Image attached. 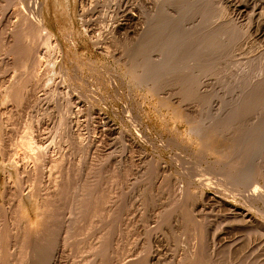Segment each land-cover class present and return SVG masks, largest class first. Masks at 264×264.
Segmentation results:
<instances>
[{
    "label": "rangeland",
    "instance_id": "obj_1",
    "mask_svg": "<svg viewBox=\"0 0 264 264\" xmlns=\"http://www.w3.org/2000/svg\"><path fill=\"white\" fill-rule=\"evenodd\" d=\"M28 1L29 0L21 2H19V0H0V110L3 107L1 105L3 95L7 91H11L12 94L10 95L11 98L8 102H5V104L9 106L10 103L11 106L13 103L12 106L14 109L10 119L6 122L7 125L0 123L2 124L0 125V136L4 134L1 138L9 139L6 141L4 140V142H6V148L0 146V162L3 160L6 161L7 159L4 152L8 151V142L10 143L11 141V145L18 144L17 142L24 134L25 125L32 119L33 121L35 120V112L40 110L38 111L40 114L42 109H46L44 106L47 107L49 105L47 107L48 109L52 107L51 103L49 104L47 102L49 98L48 100H45L47 99L46 97L43 98L48 95L51 97L50 93L47 92V90L50 92L49 88H46V90L41 86V84H43L42 80L46 78H42L40 81L41 84H39L38 87L32 84L30 87V82L28 81L30 78H27L30 76L27 75V70L23 71L22 75H18L16 72L14 78H17V75L20 77L15 80L16 84H13L12 89L11 87L4 89L5 83L9 80V76H12V73L18 70L23 63L28 65L30 59V42L28 44V39H30L28 34L30 35V33H27V31H30V16L32 15L35 17L38 14L34 10V12L31 10L32 12L30 13V4ZM35 1L38 6H42H40V10L47 29L55 35L61 45L62 57L59 62V67H61L62 72L59 76L62 75V78H65L64 86L66 85V89L72 90L71 93H75H72L74 97L70 91H68V93L73 96V101H75V99L76 101L80 100L78 102L75 101V106L74 104L73 106L75 109H80L81 111L79 114V122L71 126V130L74 129V131H72L78 135L76 147H73L72 142L68 140L69 138L65 134L66 137L63 135V138L61 137L62 134H60L61 136H59L57 140L58 136H55V132L51 131L54 126H52V122H54L55 118L54 116L53 118L52 115L50 117V115L47 114L49 117H47V115L45 117L43 116V120L41 119L38 121L39 124H34V129L38 130V132H35V134L37 133L36 136L42 141H46L44 146L46 144V146L50 147V143L56 146V142H59L63 146L65 149H63V151H66L65 153L67 154L64 164L68 168L63 164V166L60 167V172H63V176H65V174L67 176L64 177L66 179H64L65 182L63 181V183H65L63 185V187L65 186V188H63L65 189L63 190V194L65 195L62 196L61 202L56 204H59L57 208L59 207L58 210H60V212L58 210V212H52V207H54V205H50L52 206H48V209L51 208L50 215L47 213L49 216H46V214L44 215L45 218L43 217V219L41 218V220H39L34 216L35 209L33 206H27L24 211H15V213H17L15 216L17 218L21 217L19 219L21 221H19L21 226L24 225L27 220H29L31 226L35 223L33 228L30 227L32 229H29V224L27 225L26 223V226H23L26 230L23 229L24 232L22 231V235H20L24 236H19L18 242L20 243V247H22L20 248V263L25 264L27 257L26 253L29 252L27 247L29 248L30 246V253L35 252L42 254L44 256L43 259L47 256L48 260L50 259L54 264H118L121 262H126V264H157L158 256L165 258V260H167L166 262H168H165L166 264H175L177 261L178 264H264V244L261 243L259 235L255 237L250 230L242 229L237 224L225 220L222 214L215 212L216 209L208 205L203 198L200 199L201 201L198 199L201 191L204 193H216L219 191L217 192L219 196H223V194L226 196V193H230L231 189H229V182L226 180L224 182L221 171H223V169L224 171L225 169L228 170L227 166L229 165L227 164L230 163L231 165V163L235 161L234 142L230 143L229 141H223L211 132L203 139H198L193 134V129L200 123H203V121L207 123L210 121V123H212L211 120L227 111V109L235 103V97L238 98L241 94H238V92L241 91L240 89H242V85L240 86V84L243 82L246 83L244 79L242 80L244 76L242 74H244L246 70L247 73L245 74L248 77L251 76V78L249 77L250 79H256L259 78L257 76L264 75V32L262 33V30L264 31V11L261 9L263 15L260 14V16L262 15L260 18L257 12L260 11V4H264V1L254 0L255 2H253V0H249L251 1L249 5L247 0L242 2L240 0L239 4L241 7H244L246 14L248 13V17L245 22H242V27H240L234 43V45H236L228 51L229 54L226 52L227 56L223 54L221 56L223 58L220 57L219 60L217 59L218 61H215V64L216 62L217 64L213 70H210V73L208 72L202 78V80L204 79V82L208 84L205 100H199L194 103L188 101V99L181 105L176 103L175 100L179 97L178 93H176L178 96L174 95L176 98L173 97V94L170 95V93H175L177 89H173V87H175L173 83L174 79H176L175 75L173 76L171 74V77L169 74L168 76H170V78L168 76L165 77L168 80L174 78L173 81L171 80L172 82L169 80L170 84L172 83L171 85H165L163 82V89H165V91L162 90L163 92L160 91V93L151 92V90H148L149 86L138 84L134 77L131 78L130 75H125L126 69L123 65L101 55L83 36L81 26L82 18L80 17L81 10H88L87 16L92 21L91 27L97 25L93 27L95 35L103 32L105 26L112 24L113 18H117L120 15V13L118 15L116 12V6L111 0ZM243 2L246 5H243ZM251 3L255 7H253ZM245 6L250 7L246 9ZM250 8L253 9L256 15L251 12L252 10ZM145 9L147 13L148 8ZM210 10L212 11L213 8ZM210 10L208 11L209 13L207 12L208 14L205 13L207 16L209 15L208 17L204 15L207 21L211 17L210 14H212ZM247 10L253 13L254 16H249ZM15 11L17 12L14 13ZM19 11H22V14L19 13L20 15H18L17 13ZM213 13H215V15H213L215 17L212 16L213 18L208 22L203 16L200 20L204 18V24L206 21V25L209 24L212 27H214V22H216L214 23L215 25L220 21V23L224 22L223 19V21L218 19L219 22L215 20L211 23L214 18H218L216 16V11H213ZM7 16H10L8 17L10 21L12 19L14 21L15 19L18 20V17H22L23 19L27 16V20L28 18L29 20L28 22L24 21L26 24H22L19 27L21 29H15L18 32H10L12 35L15 32L12 37L9 33V31L12 30L11 27V30H9V26H5L7 29L4 27L6 31L3 30V25H10ZM230 17H232V15H230ZM5 20L9 23L5 22ZM186 21L190 20L185 19V22L177 23V25H175L178 26L177 29L175 27V29L172 28V30H178L180 27L179 25L181 24L182 27L184 23L183 27L188 28L190 22ZM94 23L96 25H93ZM202 23H200L199 26ZM206 25L205 27H207ZM183 27L182 32L184 30ZM180 28L179 30H181ZM257 29L259 32H257ZM69 36L75 42L74 46L67 40ZM11 37L13 40H11ZM35 37L36 35L33 33V39H35ZM8 39L10 43H8ZM183 39L182 41H180L181 39L179 40L180 43L182 42L181 44L186 43V40L183 41ZM35 40H37V38ZM11 41L15 43L13 42L12 45ZM14 45H16L17 49V51L15 49V52L13 51L14 49L12 50V47L15 48ZM33 45L34 43L32 46ZM190 45L191 44L186 45L187 48L183 47L179 49L184 51V53L181 54L185 58L180 57L182 55H178L182 51L177 53V56L181 58L178 57V60H181V62L183 61L182 63L184 65L186 63L189 64H187V68L191 65L189 61L190 53H186L187 50L190 49ZM20 46L23 47V51ZM32 46L30 49H32ZM174 47L172 46V49H174ZM19 48L20 50H18ZM10 49L14 53L11 52ZM27 49L29 55H27ZM41 50L42 53L46 52L43 48ZM116 51H121L120 45L117 46ZM187 54L189 56H187ZM169 58L168 56V59ZM182 58L186 62H184ZM172 59V64L178 66V63H176L177 58ZM177 62L181 64L180 61ZM244 65H246V67L248 66V69L244 68ZM181 67H183V65H181ZM54 68L55 67H52V69ZM183 68L184 70L187 69L186 65ZM242 69L246 70L242 71ZM180 71L179 73L177 72L176 75H179ZM21 76L23 77L21 78ZM50 76L51 78L55 77L53 74L48 77L50 78ZM236 78H239V82H243L238 83ZM165 80L166 79L163 81ZM168 80L165 82L169 83ZM26 82L27 84L25 85ZM248 82H252V80ZM239 87L241 88L239 89ZM34 90L37 91L34 92ZM45 92L47 94H45ZM57 92L58 91L55 90L54 94H56L55 97L58 101L55 98L56 100L54 102H59L60 104L56 103L55 105L60 106L62 105L61 102L63 98L62 94H57ZM156 93H158V95H156ZM167 95L173 97L175 101ZM180 95H185V92ZM76 96L79 97L77 98ZM34 97L41 100L37 102L38 105L41 103L40 106L32 104L37 99ZM259 103L257 104L258 106L253 107V110L247 113L238 123V130L242 128L245 129V127L248 126L251 127V125L257 121H264V103H262V101V104L259 105ZM32 105L34 108L37 106L38 109H34ZM86 105L92 107L94 110L93 112H95L94 122H90L89 116L87 117L85 115L87 113L85 107H88ZM99 113L104 115L113 124V127L116 128V132L114 131L115 133L102 132L104 129L100 125ZM97 120H99V123ZM1 126H3V128ZM100 127L102 129H100ZM39 133L43 135H39ZM53 135L54 139L52 140L50 138ZM46 137L49 139V142L47 139H44ZM65 138H67V141L64 143L67 142V145L71 144L70 146L65 144L67 149H69L68 147H73L71 150L69 149L72 153H70L64 146V143H62ZM120 138L123 140L121 141ZM126 139H133L137 147L146 152L153 160L148 161L143 158V156H140L142 154L138 153V148L136 147V149L135 146L132 147L130 140L128 141ZM90 141L93 142L92 149L87 153H82L79 145L86 142L89 143ZM77 143L79 144L77 145ZM78 148L80 151L77 150ZM218 148L222 149V152H215ZM134 149L137 150V152ZM248 151V154L243 156L244 158L240 161L243 166L238 164L242 167V171H248L252 167H256L259 164L262 165V163L264 164V132L263 135L261 134V136L252 143ZM76 152L77 154H75ZM55 153V150L49 149L50 157ZM232 156H234V158ZM64 166L67 173L64 171ZM239 166L238 168H240ZM224 171L223 173L225 174ZM198 178L205 179L204 181L201 179L204 183H206V179H214L215 182L212 181V183L218 182V184H220L219 186L218 184L213 186L220 187V190L216 187L218 190L213 188L212 192L204 183H201L200 186ZM1 180L2 175L0 174V183H2ZM188 180L192 182V184L189 183ZM194 180H197L195 181L196 184ZM246 181L247 180L243 182L245 183ZM185 182H187L188 185H186ZM222 184L223 188H221ZM182 186L185 188L186 193L184 192V194L186 195H183V197L185 196L184 198H179L177 188L179 190V187ZM258 186L264 193V174L258 180ZM75 189L79 190V193H87L88 197L85 195L87 198L81 193L82 197L85 199L91 196L89 194H92L93 197L91 196L92 202H90L91 197L89 198V202L87 203V205L89 204L88 207L85 205L86 209L81 213V217L79 216V220L74 223L68 221V211L72 207V200L75 199L74 202L76 201V198L73 196L76 197L78 192H76L77 190ZM82 189L84 191H82ZM195 191H198V194ZM242 191V188H240L238 192L231 191L233 198L230 196L231 194H229L228 197L226 196L227 200L229 202L235 201L239 207H242L243 199L239 195ZM194 193L197 197L194 196ZM82 197L81 202H84L82 201L84 200ZM261 205L263 204L257 206L258 210L251 209V216H255L254 218H257L258 221L263 223L264 205ZM256 212L257 214H255ZM1 214L0 212V215ZM26 217H28L26 221L23 220ZM22 221H25V223ZM262 226H264V223ZM210 232L216 235L217 240L220 241L222 245L214 260H210L203 249L205 236ZM2 242L3 244L6 243L5 240ZM193 246L196 249L190 252ZM200 247L201 250L198 249ZM187 250L188 252L184 259L183 255ZM24 251L26 252L24 253ZM162 253L165 254L163 255ZM160 254L162 256H160ZM23 255H26V257L23 258L22 262ZM30 264H33L32 260H30Z\"/></svg>",
    "mask_w": 264,
    "mask_h": 264
},
{
    "label": "bare ground",
    "instance_id": "obj_2",
    "mask_svg": "<svg viewBox=\"0 0 264 264\" xmlns=\"http://www.w3.org/2000/svg\"><path fill=\"white\" fill-rule=\"evenodd\" d=\"M21 1H25V0H21ZM21 1L19 0V2H21ZM111 1L115 4L116 12L118 13V15L120 13V15L117 18L116 17L113 18L112 24H108L107 26H105V30L103 32L95 34V35H94L93 27H96L97 25L94 23L93 25H96V26L91 27L92 21L87 16L88 10H85V9L81 10L80 17L82 18V25L81 26H82L83 36L95 47V49L97 51L100 52L101 55H103L104 57L113 59L116 62L123 65L124 68L126 69L125 75H130L131 78L134 77L137 80L136 82H138V84H141V85L145 84V85H147V87L149 86L148 90L149 91L151 90V92L154 91V92L160 93V91L163 92L162 90L165 91V89H163L164 88L163 82L165 85H169L170 81L171 80L173 81V79H174V78H171V80L169 79L170 80L169 81L165 77H167L169 74L170 75L172 74L173 76L175 75V78H176V79H174L175 82L173 81L175 87H173V89L174 88L175 89L177 88V89L175 90L176 91L175 93L174 92L170 93V95L173 94V97L176 98L175 96H178V94H179V97H177L175 99L176 103H178L179 105H181L182 103H184L185 100H188V99H189L188 101L194 102V103L199 101V100H205V96H206L205 93H206V89H207L208 84H207V82H204V79L202 80V78L210 70H213V68L217 64V62L215 64V61H218L223 54L225 56H227L226 52L228 53V51L230 49H232L233 46L236 45V44L234 45V43L236 41V36L240 30V27H242V24H243L242 22H245L247 17H248L247 16L248 13L246 14L244 7H241L239 4L240 0H217V2H216V0H111ZM242 1H244V0H241V2ZM248 1L249 0H247V3H249V5H250V2L252 0L249 2ZM28 2L30 4V9L28 8L30 10V13L34 10L38 14V15L35 14V15H37V16L34 15L35 17H33L32 15L30 16V31H27V33H30V35L28 34V36L30 37V39H28V44L30 42V45H29L30 48H31L33 43H34V45L32 46V49L29 48L30 59L27 57L29 59L28 65L23 63L22 66L18 70L13 72L12 73L13 75L9 76V80H7V83H5L6 85H5L4 89L8 88V87H11V89H12L13 84L15 83V80L19 77L18 75H22L23 74L22 72L27 70L29 73V74L27 73V75L30 76V77H27V78H30V80L28 79V81L30 82V83L28 82L30 84V87H31V84L33 86L38 87V85L41 84L40 81L42 80V78L43 77L46 78L45 80L43 79L44 81L42 80L43 84H41V86L44 89L49 88L50 92L47 89L46 90L48 93H50L51 97L49 95H48L49 97L48 96H44V97L42 96V97L43 98L46 97L47 99H45V100H48V98H49V101H47V102L49 104L51 103L53 108L51 107V109L50 108L48 109L47 107L49 105L47 107L44 106L47 110L42 109L41 110L42 112L40 114L38 113V111H40V110H38V111L36 110L37 112H35V114H36L35 120L33 121V119H32L29 123H27L25 125V129L23 131L24 134L22 135L21 139L17 142L18 144H16V145L12 144L11 145V141H10V143L8 142V144H7L9 147L8 151L4 152V154L7 156V159H6V161L3 160L0 162V174L2 175V180H1L2 183H0V212L2 213L0 215L1 216V218H0L1 219V221H0V264H19L20 263V258H21L20 257V255H21L20 248H22V247H20V245H19L20 243L18 242V240H19V236L22 235L21 232L22 231L24 232V230H26V228L25 227L23 228V226L24 225L26 226V223H27V225L29 224V220H27V222L25 223L26 219L29 216L23 219L25 221L24 222L22 221V222L25 224L21 226V224H20L21 221L19 220L21 217L18 216L20 218H17L15 216V215H17V213H15V211H17V210H21V211L23 210L24 211V209L27 208V206H33V208L35 209L34 210V212H35L34 216L36 217V219L38 218L39 220H41V218L42 219H43V217L45 218L44 215H46L47 213L48 214L50 213V211H51L50 207H52L50 205H54V207H52L53 208L52 212H54V211L56 212L58 210L59 207L57 208V206L59 204L58 205H56V204L61 202L60 200L62 199V196L65 195V194H63V190H65V189H63V188H65V186L63 187V185L65 184V183H63V181L65 179L64 177H67V176L65 173H64L65 176H63V172H60V167L65 165L64 162L66 160L65 157L67 155L65 153L66 151H63L64 148L59 142H56V146H54V144H51V143L49 144L50 147L46 146V144L44 146V143L46 141L44 142L36 136L37 133L35 134V132L36 131L38 132V130L34 129V124H36V123L39 124L38 121L41 120L43 118V116L45 117L48 114L51 117V115H52V117L53 116L55 117V118L53 117L54 122H55V119H56V122L54 123L51 121L52 126L54 125L52 127L53 130H51V131H54L55 136H58L57 140H58L59 136H61L60 134H62L61 137H63V138L65 135H67V137L69 138L68 140H70L72 142L73 147L74 146L76 147V142H78L77 141L78 135L75 134V132H73L74 129H72L73 131L71 130V128H72L71 126H74L79 122V118H80L79 114H80L81 110L75 109V107H74L75 103L74 102L76 101V99H75V101H73V99H72L74 96L73 94H75V93L72 92L73 93L72 94L71 93L72 90L70 91L69 89L68 90L66 89V87H65L66 85L64 86L65 78H62V75L59 76L60 73L62 72L61 67H59V62L61 61V57H62L61 45L58 42L55 35L47 29L45 21L42 17V14H41V10H40L41 5L38 6V4L36 3L35 0H32V1L29 0ZM253 2H255V1L253 0ZM212 5L215 7H213ZM243 5H246V4L244 3ZM251 5L253 6L252 3H251ZM263 5L264 4H260V6H261L260 11H257L259 13V15H258L259 18L262 17V15L264 14L261 11V9L264 11ZM247 7H246V9H247ZM253 7H255V6H253ZM145 8H148L147 13H146ZM211 8H213L212 11L210 10ZM250 9L252 10L251 12H253V9L252 8H250ZM250 9H249V11H250ZM254 9H256V8H254ZM209 10H210V12H212V14H210L211 17L209 18V20L211 18L215 17V16H213V15H215V13H213V11H216V13H217L216 16L218 17L216 19L214 18L211 23H213L215 20L217 22H219L218 19L219 20L223 19L224 22L220 23L221 22L220 21L219 22L220 24L217 23L218 25L217 24L215 25L214 23H216V22H214L213 23L214 27H212L209 24H208L209 26L206 25L207 19L204 15L207 16V14L209 13L208 12ZM258 10H259V8H258ZM17 11H15L14 13H16ZM249 11L247 10V12H249ZM19 13L22 14V11H19L17 14L20 15ZM205 13H207V14H205ZM253 13L249 12V16L251 15V17H252V16L256 15L255 13L253 15ZM23 14H24V12H23ZM260 14H262V15L260 16ZM230 15H232V17H230ZM22 16H24V15H22ZM202 16L206 20L205 24L203 22L204 18H203V20H200ZM8 17H10V16H7V19H8ZM27 17H24L23 19H22V17H18V20L15 19V21L13 19H12L13 21L12 20L10 21L8 19V21L10 22V25H7L4 23L5 25H3V30H4L5 26H9L8 29L9 30L12 29L11 31L8 30L9 33L12 31L16 32L17 31V30H15L16 28L18 29L22 24H26V22H24V21L28 22L29 18L27 20ZM185 19L190 20V21H186V22H190L189 27L184 28L183 27V25L185 24L184 23V24H182V27L184 29L183 32H182L181 24L179 25L181 27V28L179 27L181 30H179V28H178V30L173 31L175 29V27H176V29L178 27L175 25H177V23H181V22L183 23V21L185 22ZM8 21L5 20V22L9 23ZM199 22L200 23L203 22L202 24H204V25L201 24L202 27L203 26L205 27V25L207 27L202 28L201 25L199 26V24H200ZM186 24H188V23H186ZM172 26H174V27H172ZM10 27H11V29H10ZM172 28H174V29L172 30ZM19 29H21V28H19ZM258 29H260V28H258ZM258 29H257V32H259ZM4 31H6V30H4ZM263 32L264 31L262 30V33ZM7 33H6V35H7ZM14 33H13V35H14ZM33 33L36 35L35 39L37 38V40L33 39ZM262 33H261V35H262ZM10 34L12 35V33H10ZM13 35H12V37H13ZM70 36L67 38V40L70 42L71 45L74 46L75 42L73 41V39ZM263 36H264V34H263ZM7 37H8V35H7ZM12 37H11V40H13ZM183 38H185V39H183ZM182 39H183V41L186 40L185 41L186 43L181 44L182 42L180 43V41H182ZM8 41H9L8 43H10L9 39H8ZM14 41H11L12 45H13ZM26 41H27V38H26ZM176 44L177 45L179 44L178 48H177ZM189 44H191L189 46L190 49H188V50L185 49V50H187L186 53H190L189 54L190 55L189 61L191 62V65L187 68L188 63H186L185 65H186L187 69L184 70L183 67L185 65L182 63L183 61L181 62V60H178L180 57H183V55L181 53H184V51H182V49L181 50H179V49L183 48V47L187 48L186 45H189ZM24 45H25V43H24ZM24 45H23V47H24ZM118 45H120L121 51H116ZM14 46H15V48L12 47V50L14 49L13 51L15 52L16 45H14ZM172 46L173 47L175 46L174 47L175 50L172 49ZM23 47H21L22 51H23ZM42 48L46 51L45 52L46 54L42 53V50H41ZM12 50L10 49L11 52H13ZM18 50H20V48ZM233 50H234V48H233ZM16 51H17V49H16ZM180 51H182V52H180ZM23 53H26V52H23ZM29 53H28V49H27V55H29ZM177 53H179L178 54L179 56L180 55H182V56H180V57L177 56ZM189 55L187 54V56H189ZM168 56L170 57L169 59H168ZM175 57L177 58V61L181 62V64H180L179 62L174 60V61H176V63H178V66H176V64H172V62H171L172 58L176 59ZM183 58H185V57H183ZM221 58H223V57H221ZM25 60H24V62H25ZM174 61H173V63H174ZM184 62H186V61L184 60ZM57 64H58V66H57ZM181 65H183V67H181ZM244 66H245L244 68L248 69V66L247 67H246V65H244ZM52 67H55V68L52 69ZM180 69L182 72L180 71ZM245 70L242 69V71H245ZM179 71H180V74L176 75L177 72L179 73ZM16 72L18 75H17V78H14V76H16L15 75ZM245 73H247V70H246V72H244V74H242V75H244L243 78L241 76L240 77L242 78V80L244 79L246 83H244L243 81L239 82V80H238L239 78H236V80H238V83H242V82L243 83L240 84V86L242 85L241 86L242 89H240L241 87H239V89L241 91H239L238 94L239 93H241V94L239 95L238 98L235 97V99H234L235 103H233V105L231 104L232 106H230L229 109H227V111L224 110L225 111L224 113L218 115V117L216 116L215 119L211 120L212 123H210V121H209V123L203 121V123H200L201 125L199 124L200 126L198 125L195 129H193V134L198 139L205 138L207 135L210 134L209 132H211L213 135H216V137L221 138L223 141L224 140L229 141L230 143L234 142L233 145L235 144L234 145L235 151L234 150H232V151H234L235 158H234V156H232V157L234 158L235 161H234V163L232 162L233 164L231 163V165H230V163L227 164V165H229V166H227L228 170L225 169V171H224V169H223L225 174L223 173V171H221L222 172L221 175L224 177V182H225V180L229 182L228 183L229 189H231L229 194H231V191L238 192L240 188L243 189L241 194L239 193V195L243 199V206L239 207L235 203V201L229 202L227 200V197L229 195L228 193H226L227 197L224 194H223V196L217 195V192H219V191H217L216 193H204L202 191L200 192V190L198 189V191L200 192L198 199L200 200L203 198L204 201L208 205H211V207L213 209L214 208L216 209L215 212L222 214V216H223V218H225V220H227L233 224H237L242 229L250 230V232L255 237L259 235V237L261 238V243L264 244V230H263L264 226H262V224L264 222L261 223L260 221L257 220V218H254L255 216L254 217H253V215L251 216V209L252 208L255 210H258L257 206L259 204L264 205V193L260 190V187L258 186V180L264 174V169H263L264 164L262 163V165L259 164L256 167H252L248 171H246V170L242 171L243 169H242V167H240L242 165V163L240 161H242V159L244 158L243 156H246V154H248V152H249L248 150L250 149L252 143L255 142L261 136V134L263 135L264 121L263 120L262 121L260 120V122L257 121L258 123L257 122L254 123L253 125H251V127H249V126L245 127V129L242 128V129L238 130V128H237L238 123L242 120V118L247 113H249L251 110H253V107L258 106L257 104L259 102H260L259 105L264 103V75L257 76L259 78H256V79H250L251 76H249L250 77L249 78ZM51 74H53V76H55V77L51 78V76H50V78H49L48 76ZM257 74H258V72H257ZM260 74H261V72H260ZM172 75H171V77H172ZM240 75H241V73H240ZM56 76H57V78H56ZM22 77L23 76H21V78ZM168 77L170 78V76H168ZM164 79L168 80L169 83L165 82L166 80L163 81ZM251 80H252V82H248ZM26 84H27V82L25 83V85ZM55 90L58 91L57 94L58 93L62 94L63 100L61 99L62 102L61 101L60 102L62 103V105H60V106L55 105L56 103H59V102H54L57 99L55 97L56 94H54ZM36 91L34 90V92H36ZM68 91H70V93L73 96H71V94L68 93ZM183 92H185L186 97H185V95H180ZM158 93H156V95H158ZM176 93H178V94L176 95ZM11 94H12L11 91H9V92L7 91L3 95V99L1 101L2 102L1 105L3 107L1 106L2 108L0 110L1 111L0 123L6 124V122H8V120L10 119V116L14 110L13 106H12L13 103L11 101H10L12 103L11 106H10V103H9V106L5 104V102H8V100L11 98V96H10ZM45 94H47V93L45 92ZM150 94H152V93H150ZM170 95H167V96H169L173 100V97H171ZM32 96H33V93H32ZM16 97H17V95H16ZM16 97H13V98H16ZM37 97H38V95H37ZM236 99H237V101H236ZM175 100H173V101H175ZM32 101H33V99H32ZM38 101H41V100H39L37 98L36 101H34L32 104L38 105L37 104ZM57 101H58V99H57ZM78 101H80V100H78ZM78 101H76V102H78ZM261 101H262V103H261ZM79 103H81V102H79ZM73 104H74V106H73ZM40 105H41V103H40ZM40 105H38V106H40ZM43 105H44V102H43ZM86 106H88V105H86ZM32 107H33V105H32ZM35 108H37V106ZM39 108H41V107H39ZM82 109H83V106H82ZM85 109L87 112V113L85 112L86 113L85 115L87 117L89 116L88 117L89 121L92 122L95 119V117H94L95 112H93L94 110L90 106L85 107ZM48 110H50V111H48ZM48 115H47V117H49ZM97 119H98V116H97ZM99 120L101 122L100 123L101 127L104 129L103 131L101 130L102 132L105 131L108 133H113L115 131L116 128L113 127V124L104 115H102L100 113H99ZM99 120H97V122ZM87 121H88V119H87ZM0 125H2V124H0ZM6 125H4V126H6ZM37 126H39V125H37ZM1 127L3 128V126H1ZM101 127H100V129H102ZM66 128H67V130H66ZM49 129H48V131H49ZM65 130H66V132H65ZM51 131H50V133H51ZM39 132H41V131H39ZM40 134L43 135L42 133H39V135ZM2 135H4V134H2ZM1 136H0V146H2V148H6V144H5L6 142H4V140L6 141L9 139L8 138L2 139ZM49 136H50V134H49ZM109 136H111V135H109ZM5 137H6V135H5ZM7 137H9V136H7ZM41 137H43V136H41ZM47 137L44 139L46 140ZM9 138H11V137H9ZM63 138H61V139H63ZM50 139L53 140L54 135ZM66 139L67 138H65V140L62 141V143L67 141ZM47 140L49 142V139H47ZM120 140H121V138H120ZM126 140H128V139H126ZM129 140L131 142V143L130 142L129 143L132 145V147L135 146V148H136L137 145H136L135 141L133 139H129ZM12 142H14V141H12ZM50 142H52V141H50ZM66 143H64V146ZM92 143L93 142L90 141L89 143L86 142V143L79 145L82 153L83 152L87 153L88 151H90L92 149V146H93ZM78 144L79 143H77V145ZM47 145H48V143H47ZM67 146H65L66 149H67ZM73 147H71V148L68 147V148L71 150ZM137 148L139 150L138 153L142 154V155L139 154L140 156H143V158L147 159L148 161L153 160V159H151V157L149 155L146 154V152H144L139 147H137ZM220 148H222V147H220ZM49 149L50 150L53 149V151L55 150L56 153L53 154L54 157H53V155H52V157H50ZM69 149H67V150H69ZM222 149L218 148L217 151H215V152H217V153L222 152ZM70 150H69V152H70ZM77 150L80 151L79 148ZM77 150H75V151H77ZM2 151H3V149H2ZM73 151H74V149H73ZM135 151L137 152V150H135ZM70 153H72V152H70ZM78 153H80V152H78ZM75 154H77V152ZM232 155H233V153H232ZM67 157H69V156H67ZM69 163H71V162H69ZM65 166H64V171H65ZM238 166L240 168H238ZM66 168H68V167L66 166ZM62 169H63V167H62ZM65 172L67 173V171H65ZM207 178H209V177H207ZM201 179L203 180V178L199 179L200 186H201V183H204L203 181L205 180L204 179L202 181ZM245 180H247V181L244 183L243 181H245ZM195 181H197V180H194V182ZM212 181L215 182L214 179L213 180L206 179V181H205L206 183H204L211 190L213 188L217 187V186L214 187L213 185L218 184V182L212 183ZM222 181H223V179H222ZM188 182H189V180H188ZM185 183H186V185H188L187 182H185ZM189 183L192 184V182H189ZM195 184H196V182H195ZM219 184H218V186H219ZM223 184H222L221 188H223ZM183 186L179 187V190L177 188V193L179 194V196H178L179 198H182L183 195H186V194H184L185 188H183ZM200 186L198 185L199 188H200ZM203 187H201V188H203ZM74 188H76V187H74ZM77 188H79V187H77ZM217 188H219V190H220V187H217ZM187 189H186V191H187ZM210 189H209V191H210ZM75 190H77V189H75ZM82 191H84V190L82 189ZM198 191H195V192L197 193ZM76 192H78L76 197L73 196L75 194L72 195L74 198H76V201L74 202L75 199L72 200L73 201L72 207L68 211V216H69L68 221H72L74 223L79 220V218L81 217L80 215H82L81 213L84 211V209H86L85 205H87V203L89 202L88 201L89 198L91 196L93 197L92 194H89L91 196H89L88 199H85L88 197L87 193L84 192V194H83L80 191L82 193V195H84V197H85V195L87 196L84 198V197H82L81 193H79V190H77ZM212 192H213V190H212ZM222 192H220V193H222ZM223 193H225V192H223ZM234 195H235V193H234ZM80 196L84 199V200H82L84 202H81ZM194 196H196L195 193H194ZM230 196L232 197V194ZM73 197H72V199H73ZM92 197L90 198V200H91L90 202H92ZM93 200H94V198H93ZM88 205L86 207H88ZM263 205H261V206H263ZM48 206H50L49 207L50 209H48ZM21 211H20V213H21ZM58 211L60 212V210H58ZM48 214L46 216L50 215V214L49 215ZM220 214H218V215H220ZM255 214H257V212ZM18 215H19V213H18ZM15 218H17L18 220ZM262 220H264V219L262 218ZM37 221H35V222H37ZM32 225L34 226L35 223H33ZM28 226L27 227L29 229L33 228V226H31V223ZM30 227H32V228H30ZM261 230L263 231V233ZM25 233H26V231H25ZM25 233H23V234H25ZM23 236H20V237H23ZM4 240L6 241L5 244H3V242H2ZM220 246H222V245L220 244V241L217 240L216 235H214L211 232L206 234L203 249H204V252L209 256L210 260L215 259V257L218 254V250H219ZM27 249H29V252L27 250L28 253H26L27 257H26V255H23L24 257L22 256V262H23V258L26 257V261L24 260L25 264H30V260H32L33 264H54L50 259L48 260L47 256L45 257V259H43L44 256L42 254L35 253V252L30 253V246H29V248L27 247ZM195 249L196 248H194V246H193L192 250L190 252H192ZM198 249L201 250V247ZM25 252L26 251H24V253ZM187 252H188V250L183 255L184 259L186 257ZM160 256H162V255L160 254ZM181 259H183V258H181ZM166 261L167 260H165V258L158 256L157 264H166V263H168ZM216 263H217V261H216ZM20 264H22V263H20ZM118 264H126V262H121ZM175 264H178V261Z\"/></svg>",
    "mask_w": 264,
    "mask_h": 264
}]
</instances>
